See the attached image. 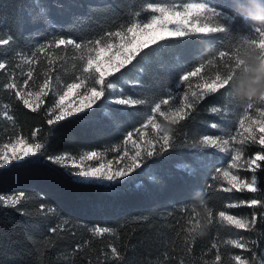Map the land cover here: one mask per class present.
Instances as JSON below:
<instances>
[{
  "label": "trees",
  "instance_id": "obj_1",
  "mask_svg": "<svg viewBox=\"0 0 264 264\" xmlns=\"http://www.w3.org/2000/svg\"><path fill=\"white\" fill-rule=\"evenodd\" d=\"M143 2L146 0H39V4L36 0H0V34H11L14 38L11 45L0 50V60L7 59L11 69L20 62L14 57L15 51L27 54L49 42L53 36L78 42L92 38L113 29L122 18L121 13H130L134 5ZM152 2L181 3L185 0ZM204 2L218 5L221 0ZM40 6L45 8L44 19L36 17ZM234 37L235 32L233 37L214 34L203 40L181 38L164 42L167 46L159 52L146 50L148 55L117 83L125 95L144 99L147 104L135 107L112 105L106 93V99L87 110L89 115L81 113L82 118H68L52 126L46 124L43 110L48 107V100L39 112L33 113L2 87L7 76L5 70H0V105L7 106L0 111H9L15 121L13 125L0 119V141L7 142L17 132L31 136L39 129L35 139L45 145L39 163L11 171L0 170V195L26 194L15 208L0 206V264H212L216 254L211 248L213 243L219 245L221 264H234L232 257L236 254L248 258L252 264L253 253L255 264H264V219L259 215L264 208L257 209V223L252 231L236 230L218 221L221 210L251 218L253 210L246 205L232 209L226 206L240 204L253 196L261 197V194L223 192L220 181L214 179L216 164L193 165L199 158H208L209 150L194 146L192 141L215 133L211 125L217 118L210 108L229 104L238 116L247 110L226 90L210 94L189 119L180 125H171L175 137L173 147L146 159L140 170L121 182H75L67 175V170L47 159L63 153L110 152V149L120 147L127 132L146 122L152 104L166 96L179 75L206 63L213 55L218 56L219 50H229L238 42ZM66 58L64 72L70 76L72 60L70 56ZM40 60V64L34 65L36 72L47 63L44 54H40ZM59 64L57 60L56 66ZM28 67L21 64L19 69H14L17 77ZM128 67L132 68L131 65ZM205 71L215 70L209 66ZM61 75L63 77V73ZM137 78L139 85L126 82ZM257 107L261 105L247 111ZM258 150L260 146H254L252 153ZM179 164L193 165L194 170L178 169L176 165ZM257 176L259 186L264 190V168ZM198 194L208 200L214 219L206 234L197 236L191 254H187L183 250V236L187 234L185 229L191 227L187 219L192 215L191 207ZM41 204L45 205L44 213L40 211ZM48 206L56 210L55 214H46ZM62 218L70 223L63 226V231L51 233L49 229ZM96 226L108 227L113 232L102 237L93 236L89 229ZM241 236L247 241H257L253 252L223 243ZM109 245L117 248L118 260L111 256Z\"/></svg>",
  "mask_w": 264,
  "mask_h": 264
},
{
  "label": "snow or ice",
  "instance_id": "obj_2",
  "mask_svg": "<svg viewBox=\"0 0 264 264\" xmlns=\"http://www.w3.org/2000/svg\"><path fill=\"white\" fill-rule=\"evenodd\" d=\"M36 2L39 4V0ZM232 10L233 0H221L218 5L204 0L199 2L185 0L181 3L146 0L142 4L134 5L130 13H121L122 18L113 29L104 30L92 38L78 42L72 38L53 36L49 42L40 44L27 54L20 50L15 51L14 57H18L20 62L11 69L7 59L0 60V70H5L4 74L7 76V82L2 87L33 113L39 112L48 100V107L43 110L47 118L46 124L49 126L72 117L82 118L79 116L81 113L85 116L89 115L87 110L93 109L99 101L106 99V93L107 97L111 98L108 102L112 105L125 107L145 105L148 103L146 100L125 95L117 81L124 80L127 72L140 64L144 56L148 55L146 50L159 52L167 46L164 42L181 38L195 37L203 40L214 34H227L228 37H233L235 32L234 38H238L237 44L229 50H219L215 65L208 59L206 63H200L192 70L183 72L174 86L168 89L166 96L152 104L146 122L134 130L139 134V139H133V131L127 132L123 144H131V154L125 148L122 155L114 160L106 159L108 150H88L75 155L63 153L47 157L49 161L67 170V175L73 177L75 182L121 181L140 169L145 158L163 154L173 147L175 137L172 135V129L165 130L162 124L157 122V115L171 125H180L192 116L197 106L210 94L220 93L221 90L230 93L228 80L222 77L221 71L230 72L233 69L236 63L235 54L241 44L252 43L264 48V33L256 29H248L245 34L244 26L237 21ZM36 17L45 18L43 6L39 7ZM13 42L14 38L11 34L7 36L0 34V50ZM56 50L60 51L56 52ZM40 54H44L47 63L40 72H36L34 65L41 63ZM68 56L72 60L70 76L64 72ZM57 60L60 61L58 67ZM134 61L137 63L134 64ZM21 64L29 67L26 72L22 71L18 78L14 69H19ZM129 65L132 68H129ZM209 66L215 71H205ZM110 77L115 79H109ZM193 77L197 78L198 82L193 83L191 79ZM126 82L136 86L140 84V79ZM0 109H7V106L0 105ZM246 109L251 110L253 107L249 106ZM247 110L239 119L236 130L227 138L223 135L205 134L198 140L192 141V144L228 154L230 163L226 167L216 169L217 175L214 177L222 182L223 192L261 194V197L253 196L241 201L240 204L229 203L226 206L232 209L246 205L253 210L251 218L229 214L224 210L218 212L220 223L236 230L252 231L257 223V209L264 208V190L260 188L257 176L258 171L264 168V105L256 109L258 118H253ZM210 111L222 118L229 115L228 109L218 106L211 107ZM0 119L15 125L13 116L7 110L0 111ZM149 126L153 129L154 135L145 138L148 137V133L144 129ZM212 127L217 128L218 125L214 123ZM38 131L40 130H34L31 136L17 132L7 142L0 141V170L11 171L40 162L45 145L35 139ZM247 144L259 145L260 150L254 155L246 156L244 146ZM110 150L120 152L121 148ZM176 167L181 170L186 168L182 164ZM241 172L251 175L250 177L241 175ZM224 184L227 186H223ZM25 195L24 192L9 196L0 195V206L15 208L25 199ZM40 211L45 212L44 204L40 205ZM55 212L56 210L51 206L47 207L46 214H55ZM191 213L192 215L187 219L191 227L185 229L187 234L183 236V250L187 254H191L192 245L197 238L191 231L198 224L192 207ZM259 215L264 219V212ZM213 219L212 209L210 225ZM69 223L68 219L62 218L49 231L51 233L63 231V226ZM89 231L96 237L113 232L108 227L99 226L92 227ZM223 243L235 249L253 252L257 241H247L241 236L226 239ZM109 248L111 256L118 260L120 253L117 248L112 245H109ZM211 248L216 250L212 264H221L219 245L213 243ZM232 261L234 264H250L249 259L240 254L234 255ZM252 264H255L254 253Z\"/></svg>",
  "mask_w": 264,
  "mask_h": 264
},
{
  "label": "clouds",
  "instance_id": "obj_3",
  "mask_svg": "<svg viewBox=\"0 0 264 264\" xmlns=\"http://www.w3.org/2000/svg\"><path fill=\"white\" fill-rule=\"evenodd\" d=\"M232 14L245 28L264 33V0H233ZM235 65L230 72L221 71L228 80L231 96L246 107L264 105V48L243 43L235 54ZM216 64V56L210 58ZM167 130V129H165ZM198 224L192 228L194 236H203L211 223L212 209L203 194H198L192 204Z\"/></svg>",
  "mask_w": 264,
  "mask_h": 264
},
{
  "label": "rangeland",
  "instance_id": "obj_4",
  "mask_svg": "<svg viewBox=\"0 0 264 264\" xmlns=\"http://www.w3.org/2000/svg\"><path fill=\"white\" fill-rule=\"evenodd\" d=\"M192 81H193V83L198 82L197 80H192ZM217 106L221 107V108L228 109L229 115H228V117L222 118L221 116H218L217 114H215V116L217 118V121L215 122V124H217L218 127L214 128L215 133H213L212 135L213 136L223 135V136H225V138H227V136L232 134L236 130V128L238 127V121H239L240 118L243 117L244 112H242V114L240 116H238V114L236 113L234 108L231 105H229V104L217 105ZM257 108H255L254 111H248V113L253 118H258V112L256 111ZM157 122L162 124V126L165 129H170V127H171V124H169L167 121H165L163 119V117H160L158 115H157ZM144 131H146L148 133V137H145V138H149L152 135H154V131L151 128V126H149L148 128L144 129ZM133 132H134L133 139H139V134L135 133V131H133ZM254 146H257V145L247 144V145L244 146L245 155L246 156L254 155L252 153ZM237 147H239V145H237ZM119 148H121L120 152H114V151H111V150H110V152H107L106 153V159H113L114 160V158L118 157L119 155H122V151L125 148H127L130 151V154H131V144H128V145L122 144ZM199 148L200 149L209 150L208 158H199L197 161H195V163L193 165H196V166H199V167H207V166H211L212 164H216L217 169H218V168L226 167L228 165V163H230L227 153H219L215 149H210V148H206V147H203V146H200ZM146 159H148V158H145V160ZM145 160H144V162H145ZM215 161H219V163L215 162ZM143 163H142V165H143ZM193 165L186 166V168L184 170H188V171L194 170ZM138 170H140V169H137L135 172H133L131 174H135ZM241 175H245V176H249L250 177L251 174L250 173L241 172ZM126 178L127 177H125L123 180H125ZM123 180H121V181H123ZM121 181H116V182L104 181V182H91V183L115 184V183H118V182H121ZM82 182H88V181H82ZM220 183L222 184L221 181H220ZM223 186H227V185L224 184ZM229 214H232V213H229Z\"/></svg>",
  "mask_w": 264,
  "mask_h": 264
}]
</instances>
